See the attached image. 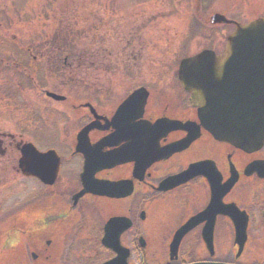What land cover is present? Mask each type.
<instances>
[{"label": "rangeland", "instance_id": "obj_1", "mask_svg": "<svg viewBox=\"0 0 264 264\" xmlns=\"http://www.w3.org/2000/svg\"><path fill=\"white\" fill-rule=\"evenodd\" d=\"M4 3H0V133H14L17 138L30 139L40 150L59 146L65 151L61 135L68 133L72 125L71 120L64 127H52L46 123L59 116L57 111L62 108L60 104L44 103L42 110L39 102L42 99L34 90L37 85L126 87L120 84V78H124L127 83L131 81L127 87H178L174 77L180 59L204 48L221 51L227 34L232 30L231 26L209 25L211 13H223L238 21L251 19L246 17L253 13L264 15V0H209L206 5L202 0H6ZM56 32L62 36V42H66L56 44L62 48L40 43ZM10 37H14V44ZM7 38L10 44L6 43ZM28 47L36 55L30 64ZM9 60H12V65L5 64ZM25 93L31 95V100ZM39 110L40 114H37ZM66 110L73 115L71 110ZM29 115L31 124L27 131L25 121ZM5 146L7 152L4 158L0 157V161L8 159L9 167H0V264H23L16 257L11 261L8 245L9 241L15 242L17 236L11 239L8 233L14 225L23 229L19 213L25 212L24 209L29 210V204L26 207L24 202H29L28 197H33L35 193L39 198L45 189L31 179H21L15 171L11 170L7 176L12 164L8 157L12 151L15 155L17 151L12 150L13 145L7 143ZM197 152L193 151L191 155ZM70 188L66 184L52 187V200L60 193L63 196L60 200L65 202L68 209L71 208ZM193 191L191 209L204 201L202 189L193 188ZM180 194L176 192L173 194L175 196L150 202L146 220L137 222L134 227V232L139 231L143 235L147 244L146 253L152 264L165 263L170 231L186 214L187 199L185 194L183 197ZM178 196L182 198L183 204L180 206L176 203ZM234 196L237 200H243L240 195ZM22 199L16 210L11 208L12 203ZM31 202L30 205H35L31 217L44 212L43 208L49 203L44 200V204L36 198ZM127 206H115L106 201L80 203L74 211L87 215L90 223L80 215L76 221L74 218L75 226L67 227L69 230L64 231L68 235L65 234L63 243L67 240L71 242L73 237L77 239L79 233L81 245L71 244V254L76 253L75 258L83 262L99 264L106 258L107 252L98 246L101 231H97L94 237L90 236L92 231L89 232L88 227L91 220L93 229L97 230L98 224L108 219V214L126 210ZM17 214L16 219L14 216ZM72 215L62 216L64 222L71 223ZM132 217L134 219V215ZM215 239L218 255L225 258L228 254L227 257H232L233 237L230 225L225 221L218 223ZM126 241L131 244L132 235H127ZM199 241L197 232L190 235L183 248L185 256H205ZM248 249L243 262L249 263L253 256L258 255L264 258V243L254 241L248 245ZM63 254L66 259V250Z\"/></svg>", "mask_w": 264, "mask_h": 264}, {"label": "flooded vegetation", "instance_id": "obj_2", "mask_svg": "<svg viewBox=\"0 0 264 264\" xmlns=\"http://www.w3.org/2000/svg\"><path fill=\"white\" fill-rule=\"evenodd\" d=\"M44 90V87L40 88V91ZM49 90L63 95L58 101L48 97L52 103L60 104L62 109L57 111L59 116H55L46 123L52 127H64L71 120L72 125L68 128V133L64 132L61 135L65 151H62L59 146L43 149H54L59 158L57 166L59 168L56 174H54L55 172L50 174L51 176L54 174L51 184L42 181L35 175L38 172L32 171V162H35L36 159L31 156L30 152H27L26 156V172L23 173L18 167L20 148L23 142L31 140L23 139L21 136L17 138L14 133H0V157H5L7 143L14 146L12 150L17 151L16 155L12 151L8 157L11 158L10 163L12 164H10L7 176L11 170L15 171L21 179H31V181L37 182L36 185L39 184L42 189H45V192L41 191L39 198L34 192L33 197H28L29 202H24L26 207L29 204V210L24 209L25 212L19 213L20 226H23V229L14 225L13 230L8 233L14 236L28 237V249L23 255L24 264H71L63 259L64 248L69 246L68 243H64L63 247L66 234L64 231H67V227H71L79 217L80 214L74 211L77 205L80 203L91 204L96 201H106L115 206L128 205L126 210H116L115 213H110L107 216L108 219L117 216L130 218L131 226L124 230L120 237L121 243L129 248L128 264H132L130 258L134 262L132 256L134 249L126 241V237L132 235L134 240V236L142 235L139 231L134 232L137 222H144L147 218V215L143 219L138 218L137 210L140 206L148 207L150 202H158L165 197L175 196L173 194L176 192H180L181 197L185 194L187 211L180 222L171 229L170 235H172L190 216L201 211L208 204L211 192L208 181L202 173L168 190L156 189L168 175L176 174L187 168L189 164L205 159L214 161L220 174L219 192L225 181L236 177L232 187L222 196L223 207L221 209H224L226 204H235L247 218L246 243L239 256H236V253L232 251V259L229 261L241 262V264H264V258L260 255L253 256V260H250L249 263L243 262L244 254L249 251L248 245L250 246L254 241L264 243V170L260 174L261 172L259 173L251 167L250 173L249 171L245 172L252 161H264V146L255 152H244L230 144L215 140L203 130L195 138H190L191 141L189 140V144L185 146L186 138L193 133L195 125H192V122L197 124L198 120L196 109L190 103L189 93L184 87H49ZM66 109L71 110L73 115H69ZM118 110L121 111L116 114ZM26 122H31V116ZM88 125L90 126L88 131L82 132ZM172 146H174V150H170ZM175 146L179 148H175ZM150 150H154L159 157L150 162L143 170L144 162L151 157L143 159L144 153ZM193 151L199 152L196 155H191ZM7 160L0 161V167H9ZM85 160L90 169L84 168ZM43 163L46 169L41 166V173L43 177H47L50 171L47 169L51 168L52 162L50 159H45ZM51 176L47 179L49 180ZM119 180L132 181L131 194L107 197L89 193L79 197L76 202L73 199V194L84 185L92 186L103 181ZM0 184H2L1 180ZM60 184L71 187V208L69 209L64 204L65 202L60 200V197H63L60 193L56 194L57 197L52 200L51 189ZM193 188L202 189V194H204V201L199 203L195 209H191L193 205L190 202L191 194L194 192ZM236 194L240 195L243 200H237L234 196ZM181 197L178 196L179 200H176L179 206L183 204ZM35 198L44 204V200H48L49 203L43 208L39 229H34V234L39 232V238L33 240L31 238L33 226L30 225L35 224L33 222L34 215L31 217L33 214L31 210L35 205L30 204H32L31 199L35 200ZM23 200L12 203L11 208L16 210ZM41 202L40 204L43 205ZM71 211L73 214L71 223H69L70 221L64 222L65 219L62 216H68ZM17 216L18 214L14 218L17 219ZM81 217L85 218L87 215L82 214ZM92 221L90 227L94 230ZM103 221L98 224L97 231L103 229L106 223ZM221 221L230 225L231 236H233L234 224L223 214L216 216L214 234ZM102 223L103 226L100 228ZM203 225L204 223H200L191 228L182 239V243L188 240L194 232L201 234ZM122 227V222H120L119 229ZM116 229H118V225ZM145 246L147 247V244ZM232 246L237 248L233 241ZM215 254H218L217 248ZM112 256L113 253L109 257ZM207 259H210L209 256L204 258V260ZM77 261L80 264L79 260Z\"/></svg>", "mask_w": 264, "mask_h": 264}, {"label": "water", "instance_id": "obj_3", "mask_svg": "<svg viewBox=\"0 0 264 264\" xmlns=\"http://www.w3.org/2000/svg\"><path fill=\"white\" fill-rule=\"evenodd\" d=\"M212 19L232 23L221 14L213 15ZM233 23L235 28L227 37L224 51L217 55L206 49L183 59L179 79L183 87L191 92V100L198 107L201 124L213 137L247 151L257 149L264 143V19L246 24ZM25 150L26 146L22 149L23 156L20 159L23 170ZM31 152L41 158L39 163L53 155L51 151L40 153L34 147ZM40 166L43 167V163ZM212 224L213 221H210L209 233L204 235L209 249L212 246ZM183 230L184 227L176 233L170 247L171 254L175 253ZM116 234L106 236L103 240L105 245L117 252L115 258L104 264H125L126 250L116 241ZM236 238L241 249L244 231L238 228Z\"/></svg>", "mask_w": 264, "mask_h": 264}]
</instances>
